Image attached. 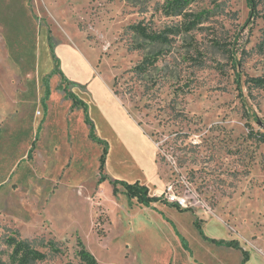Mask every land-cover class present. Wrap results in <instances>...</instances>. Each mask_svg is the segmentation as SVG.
Segmentation results:
<instances>
[{
    "label": "rangeland",
    "instance_id": "374dc122",
    "mask_svg": "<svg viewBox=\"0 0 264 264\" xmlns=\"http://www.w3.org/2000/svg\"><path fill=\"white\" fill-rule=\"evenodd\" d=\"M167 1L0 0V264H12L8 237L45 252L36 264H85L79 242L99 264H241L195 219L264 264V86L250 81L264 76V0H194L188 10L208 14L188 30ZM83 63L156 145L149 213L131 217L142 206L98 181L102 146L65 95L62 65L87 78Z\"/></svg>",
    "mask_w": 264,
    "mask_h": 264
},
{
    "label": "crops",
    "instance_id": "0c3cea01",
    "mask_svg": "<svg viewBox=\"0 0 264 264\" xmlns=\"http://www.w3.org/2000/svg\"><path fill=\"white\" fill-rule=\"evenodd\" d=\"M83 64L89 71H93L87 64ZM62 71L73 83L71 91L87 104V112L93 123L94 132L100 139L108 143V153L104 165H106L109 178L127 182L138 180L149 188L157 171L156 145L152 138L125 110L121 99L101 75L93 71L91 76L84 78L79 75V72L64 65H62ZM126 150L129 151L127 161L125 159ZM109 153L117 159L114 164L109 159ZM123 166H126L124 171L119 169ZM119 191L123 192V189L120 188ZM133 201L136 202L135 199H132ZM136 204V207L141 205ZM141 206L142 208H136L137 212L132 213L131 217H137L139 212L149 213L151 211L149 206ZM247 264H249V260Z\"/></svg>",
    "mask_w": 264,
    "mask_h": 264
},
{
    "label": "trees",
    "instance_id": "16d2710c",
    "mask_svg": "<svg viewBox=\"0 0 264 264\" xmlns=\"http://www.w3.org/2000/svg\"><path fill=\"white\" fill-rule=\"evenodd\" d=\"M194 0H168L167 3L164 5V11L168 15H182L183 17L188 18L186 23L184 24L183 28L188 30L193 28L198 23H200L203 17L208 14V12H192L189 11V5ZM248 3H252V0H248ZM205 14V15H204ZM133 28L139 32L140 34L155 39L159 41L167 40V36L158 33H150L147 30L145 25L138 23L133 25ZM174 29H168V31H173ZM178 30V29H176ZM52 57L55 62V69L57 68V60L52 54ZM150 64L149 58H145L136 68L138 71L142 72L147 68V65ZM60 73V71H59ZM254 84L259 86H264V76H257L250 78ZM47 90V89H46ZM65 95L71 99L73 107H80L84 111V121L89 126V137L94 142H97L102 145V152L99 156V179L98 181H102L107 179L113 185V193L116 194L119 191L118 185H120L123 189V192L126 194L128 199H135L136 203L144 205V206H151L153 202L159 201L160 198L156 195H151L149 188L147 185L140 183L138 180L134 182H127L124 180H117L111 179L107 175L103 174V167L105 164L106 154H107V142L105 140L100 139L96 133L94 132L93 123L89 118L87 112V104L79 99L72 91H66ZM32 149L28 152V157L31 155ZM172 206L176 207L179 211H185L187 209H183L179 207L177 204L171 203ZM195 227L197 228L199 234L202 236L203 239L212 241L218 245L224 246H233L234 248L241 251L242 254V262L241 264H247L249 260V252L247 249H244L237 240L232 239L230 241H225L223 239L217 240L211 237H208L202 230L201 224L199 220H194ZM173 225V224H172ZM174 227V225H173ZM175 233L177 234L178 238L181 241L182 246L185 249H188L187 241L185 238L177 231L174 227ZM7 243L12 247V250L9 254V259L12 264H36L37 261L43 260L46 258V253L39 250L35 246H33L32 241L28 239H17L16 237H8ZM80 248L77 251V255L81 262L85 264H99L96 258L92 253L86 250L81 242L78 243Z\"/></svg>",
    "mask_w": 264,
    "mask_h": 264
},
{
    "label": "built area",
    "instance_id": "2783aa9c",
    "mask_svg": "<svg viewBox=\"0 0 264 264\" xmlns=\"http://www.w3.org/2000/svg\"><path fill=\"white\" fill-rule=\"evenodd\" d=\"M38 114H39V111H38ZM165 194V198L170 202V203H174V204H177L179 207H187V204H186V200L183 198V197H179L177 196L173 190H172V185H168L166 187V190L164 192Z\"/></svg>",
    "mask_w": 264,
    "mask_h": 264
}]
</instances>
